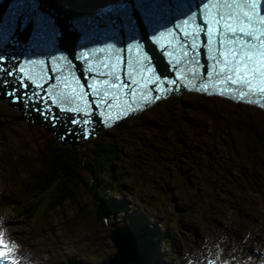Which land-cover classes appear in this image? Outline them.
Segmentation results:
<instances>
[{"label": "rangeland", "instance_id": "374dc122", "mask_svg": "<svg viewBox=\"0 0 264 264\" xmlns=\"http://www.w3.org/2000/svg\"><path fill=\"white\" fill-rule=\"evenodd\" d=\"M67 1L71 5L68 12L79 15L113 0ZM244 107L250 106L195 94L161 101L130 119L122 128L105 130L96 138V142L112 141L122 147L123 155L115 165L123 174L122 182L117 183V186L120 184L118 191L107 190L115 183L110 184V178L102 172L94 195L81 193L77 204H66L63 209L46 215L47 224L55 235L35 227L36 230L31 222L26 226L9 209L2 207L1 197L0 218L11 226L14 238L32 256L43 249L45 264H61V258L74 252L88 260L85 264H110L117 255L112 233L133 236L129 231L133 229L130 212L141 204L145 213H151V208L155 212L161 205L163 213L174 214L181 206L182 219L189 214L182 225H186L192 215L198 221L206 220L204 213L213 209L237 218L240 215L236 207L248 204L257 207L252 211L264 223V147L261 145L264 112ZM92 141L73 148H88ZM57 144L60 145L52 133L27 123L22 113L0 102L1 194L8 199L17 182L23 181L27 185L24 187L27 196L33 195L36 172L41 168L40 153ZM99 168V165L94 167L95 171ZM88 180L92 181L91 177ZM18 189L22 194V189ZM103 200L112 208H104ZM94 203L105 212L103 221L96 217ZM151 218L149 216V220ZM211 226L207 221L205 231L211 232ZM153 228L157 230L158 226ZM219 230L220 235L223 230ZM142 234L144 236L145 232ZM67 235H71L70 241ZM181 235L173 233L169 245L203 250L198 237ZM57 241L63 243L61 248L55 244ZM247 241L251 246L252 239ZM226 242L233 240L226 238L220 243ZM161 245L164 255L166 245Z\"/></svg>", "mask_w": 264, "mask_h": 264}, {"label": "snow or ice", "instance_id": "6c2138e0", "mask_svg": "<svg viewBox=\"0 0 264 264\" xmlns=\"http://www.w3.org/2000/svg\"><path fill=\"white\" fill-rule=\"evenodd\" d=\"M15 5V15L10 16L7 21L0 13V45L38 46L48 38L43 25L50 19L49 15L33 0H15ZM174 9L172 0H117L98 26L113 33H121L125 38L130 37L125 46L117 48L114 43L105 42L102 47L79 54L73 51L71 57H63L73 76L77 71L83 74V79H76V83L80 90L87 91H80L79 98L83 99L86 94L92 96L90 103L99 113L101 108L107 110L112 105V101L118 97V91L135 96L138 86H142L159 96L158 89L162 81H168L174 86L177 80L169 81L168 77L155 74L149 53L151 49H156L162 55L172 56L168 47L178 48L183 57L188 58L186 63L190 65L189 71L193 76L213 78L220 85L237 86L241 99L245 94L264 98V0H188L187 10L180 15H176ZM162 13L170 17L167 23H160ZM163 41H167V46L162 44ZM129 51L139 54L129 59L126 55ZM105 53H116L115 62L110 63L103 55ZM119 53L125 55L120 56ZM209 53L211 61L209 65H204L199 57L202 54L207 59ZM90 54L97 59L94 65L87 63ZM174 63L179 65L181 60L177 59ZM205 67L210 68L211 74L197 71ZM24 71L17 67L14 73L5 66V57L0 54V74L13 77L16 81L11 90H7V79L0 81V87L6 90L5 94L11 96L14 102H23L27 106L32 99L28 96V89L43 86L38 82L33 83L29 75L16 74H23ZM49 71L53 75L48 79L55 80V73L60 68H49ZM146 73L152 75L146 76ZM61 78L65 79L63 76ZM97 78H101L99 86L89 82L96 81ZM208 88L209 85L205 84L204 89ZM227 91L232 92L233 89L228 88ZM17 92L21 95L17 96ZM72 92L74 95L77 89L74 88ZM33 95L36 93L33 92ZM43 99L41 96L36 102H42ZM61 99L71 102L73 97L61 96ZM141 99L148 101L152 97L145 92ZM248 102L254 104L258 100ZM259 102L264 104V99ZM36 110L45 119L55 123L56 117L51 106ZM74 111L82 119L79 122L73 119L72 123H80L83 134L87 136L88 130L83 127L89 123L87 111L82 112L79 107ZM126 111L124 109L117 115H123ZM114 118L110 113L107 114L108 121ZM68 134H71L70 129ZM17 247L5 239L4 233H0V264L3 261H7V264H19V261L12 258Z\"/></svg>", "mask_w": 264, "mask_h": 264}, {"label": "water", "instance_id": "95a60500", "mask_svg": "<svg viewBox=\"0 0 264 264\" xmlns=\"http://www.w3.org/2000/svg\"><path fill=\"white\" fill-rule=\"evenodd\" d=\"M33 2H36L38 4V7L46 12L50 19L46 21L43 25L45 33L47 35V39L43 41L41 44L38 46L36 45H0V54L4 55L5 57V65L7 67H10L9 65L11 63H14L16 66L23 68L25 71L23 74L18 73L19 75H29L33 83H39L43 87H36V88H29L28 89V96L31 97V101L25 106V104L22 102L20 104L19 102H14L13 98L9 95L5 94V89L0 87V102L5 103L6 105L10 106L11 108L19 111L22 113V119L25 120L27 123H32L34 127H41L44 129L45 133H52L50 130H55L56 133L61 130L59 134H64L66 135L58 136L54 135L55 137L59 138L56 139L59 141L60 145L61 143L60 138H62V141H65L68 143L67 146L64 147H70L73 148L75 146H80L82 143L95 138L96 136L99 135V133L102 131H99V128L96 127V125H99V127H103V122H106L105 117H98L97 112L94 108V113H93V119L95 120V124L91 126L90 129L93 130V137H91V133L88 130V135L85 136L83 134L81 124H73V126H69L66 123H64L63 120H61L59 115H57V108L52 109V112L57 115L55 123H53L51 120H47L40 114L39 111L36 109H44L46 105H49L51 103H54L55 105L59 104L58 100V95L61 94L62 92L65 91V96H68V94L73 93L72 90L74 87L77 89L79 88V85L76 83L75 78L81 77V75L75 73V76L71 74L68 70L67 62L64 60V56L67 55L71 57L73 51H76L77 54L82 51H89L90 49H94L97 47H102L105 43V40L102 39L104 35L107 34V41L109 43H115L117 48L125 46L126 38L121 34V33H113L108 29H103L102 27H99L98 25L100 24V20L106 17L107 13H103V15H98V14H89V15H83V16H70L68 14V7L65 6L60 0H33ZM117 2V1H116ZM116 2L110 4L108 7H113L115 6ZM16 5H15V0H13V3H11V0H3L2 3H0V13L3 14L4 19L7 21L10 16L15 15V10H16ZM104 8V7H103ZM100 10H103L100 8ZM90 17V19H89ZM170 18L168 15H164L162 20H169ZM89 20V22H87ZM95 20V21H94ZM72 24V25H71ZM159 27V25H156ZM92 27H97V28H92ZM58 37H62L59 38ZM98 41V42H96ZM108 43V42H107ZM85 45V46H84ZM149 48V47H148ZM151 49V47L149 48ZM172 50H174L172 48ZM132 52V51H129ZM156 49H151V57L153 60L156 62L162 64L163 67H167L169 65V62L167 60L166 54L165 55H159L156 53ZM134 53V52H133ZM125 53H119L120 56H124ZM135 55L137 53H134ZM117 54L114 53L112 56H116ZM133 56V55H131ZM14 58V59H13ZM95 56H91L90 54V59H94ZM16 59H19L20 61H16ZM167 59V60H166ZM43 62L42 64L40 62ZM172 62L171 60H169ZM204 64V61H202ZM46 64H49L51 69H56L57 67L60 68L59 72L55 73L56 79L59 84H63L64 86L61 87L60 89H56V86L52 84V80L48 79L53 73L51 71H48L49 69H46ZM171 64V63H170ZM209 65V62H208ZM78 67V65H77ZM175 67V65H174ZM190 65L186 63L185 71L179 68L177 75L174 76L173 72H176V69H167L165 77L171 78V80H178L181 76H186L189 75L188 68ZM37 68L39 73L37 72ZM187 68V69H186ZM211 73V70L209 68H205L204 72ZM199 71V69H198ZM38 74V75H36ZM82 74V73H81ZM83 75V74H82ZM40 76V78H39ZM65 77V79H62L61 77ZM183 79L180 80V84H177V96H181L183 91H188V92H196V93H201L206 96H220L222 98H225L224 95H220L221 92H224L222 87L228 86V85H220L219 82L216 79L213 78H208L205 79L202 76H198L200 78L199 81L196 82V85L190 86L189 88L183 86L179 88L181 85V82L184 81ZM189 76H192L190 74ZM43 77V79H41ZM2 78H8L11 82L8 83L7 90H11L13 85L15 84L13 77H8L6 75H3ZM0 77V81L2 79ZM45 78V79H44ZM98 81H101V78H97ZM96 80V81H97ZM69 82H73V84H69ZM95 83V81H93ZM207 84L209 85L208 90L204 89V85ZM233 86V85H232ZM185 87V88H184ZM236 88H232L235 92V95H239V90L237 86H234ZM63 88H66L63 91ZM52 90V94L49 95ZM158 90H161L160 87ZM180 90H183L180 92ZM82 91H87L86 89ZM163 91V90H162ZM33 92L36 93V95H33ZM148 95L150 96H157L156 92H151L147 90ZM171 91H169L167 94H169ZM145 92L141 93L140 96L135 97L139 101L137 104L133 106L134 109H127V111L124 113L123 116L120 115L118 116L117 109L115 111V116L117 118H114L116 123L115 125L112 119L111 121H107V127L108 128H113L117 127V125L122 126L124 123H126L129 119L133 118L136 114H140L143 110L150 108L149 106H152L149 101H144L141 99V96H143ZM163 94V92H160ZM77 96H75L76 100L72 99L71 102L65 100V104L68 106L67 112H66V117L68 116L69 119L73 120L75 117L74 110L79 107L82 108L83 102L86 100L90 101L92 100V96L90 95H84L83 99H80L78 95V91L76 92ZM119 94H121L122 98L121 101L122 103H125L126 105L128 104L129 97H131L127 92L120 91ZM21 95L20 92H17V96ZM174 95L173 93H170L169 96ZM43 96L44 99L42 102H36L39 100V98ZM251 98H256V96H251ZM159 96L156 97L155 101L153 102V106L160 100ZM167 99V98H166ZM132 101V98L130 99ZM119 100H113L112 103L118 104ZM239 102V101H238ZM139 103V104H138ZM258 105H255L256 107L263 108V106H260V103H257ZM143 108H141V107ZM36 107V108H35ZM91 105L88 107V114L90 113ZM102 109H100L101 111ZM124 109L122 108V111ZM263 110V109H262ZM99 111V112H100ZM69 112V113H68ZM139 112V113H138ZM115 117L114 115H112ZM59 121V122H58ZM103 121V122H102ZM72 122V121H70ZM72 125V123H71ZM58 126H62L61 129H59ZM85 128V125L83 126ZM89 127V126H88ZM69 129L71 130V134H68ZM84 135V136H83ZM82 136V137H81ZM80 138V140H79ZM111 239L113 240L114 244L116 245V248L118 250L117 256L111 261L110 264H132V262L136 259L137 253H136V244H135V238L133 236H127L124 235L123 233L120 232H113ZM125 239V240H124Z\"/></svg>", "mask_w": 264, "mask_h": 264}, {"label": "trees", "instance_id": "16d2710c", "mask_svg": "<svg viewBox=\"0 0 264 264\" xmlns=\"http://www.w3.org/2000/svg\"><path fill=\"white\" fill-rule=\"evenodd\" d=\"M261 134H264L262 132ZM264 137V136H263ZM261 138V145L264 147V138ZM92 145L84 149L62 147L60 145L46 148L39 156L41 162L39 170L36 172L35 182L36 188L30 198L33 199L31 209L27 211L31 217L35 213H55L63 209L66 204H77L79 195L86 193L94 195L99 188L98 180L102 172L106 173L110 178V183L114 181V188H119L121 177L115 165L119 162V158L123 155L122 147L118 143L112 141L99 142L92 141ZM84 146V145H83ZM261 149V147H259ZM257 154V150H254ZM100 166L95 171V166ZM91 177L92 181H89ZM253 183L250 182L251 186ZM254 188V187H252ZM94 192V193H93ZM95 198L97 196H94ZM96 217L103 221L106 216L102 207L94 203ZM145 235V234H144ZM145 247L139 249V256L145 253Z\"/></svg>", "mask_w": 264, "mask_h": 264}, {"label": "bare ground", "instance_id": "6f19581e", "mask_svg": "<svg viewBox=\"0 0 264 264\" xmlns=\"http://www.w3.org/2000/svg\"><path fill=\"white\" fill-rule=\"evenodd\" d=\"M65 6H67L68 7V9L69 10H71L70 9V4H69V2L67 1V0H60ZM117 0H113V1H111L110 2V4H112V3H114V2H116ZM87 3H89V2H87ZM68 14L70 15V16H73V17H75V16H83V15H89L90 14V12H89V10H86L85 11V13H81V14H79V15H75V14H73L72 12H68ZM187 94H195V95H201V96H204L205 98H218V99H222V100H225L224 98H222V97H220V96H206V95H204V94H201V93H196V92H184V93H182V95L179 97V96H177V95H171V96H169L167 99H165V100H169L170 98H177V99H180L181 97H183V96H185V95H187ZM161 101H163V100H160V101H158L157 103H159V102H161ZM227 101V100H226ZM233 102V101H232ZM1 103H3V102H1ZM157 103L154 105V106H156L157 105ZM234 104H236L235 102H233ZM5 104V103H4ZM154 106H152V107H154ZM241 106H243V105H241ZM10 107V106H9ZM152 107H150V108H152ZM250 107H254L255 109H258V110H260L261 112H264V110H262L261 108H259V107H256V106H250ZM250 107H247V108H250ZM11 108V107H10ZM244 108H246V107H244ZM246 108V109H247ZM148 109V108H147ZM146 110V109H145ZM144 111V110H143ZM142 111V112H143ZM141 112V113H142ZM140 113V114H141ZM137 115H139V114H136L134 117H136ZM133 117V118H134ZM132 119V118H131ZM130 120V119H129ZM128 120V121H129ZM127 121V122H128ZM126 122V123H127ZM30 124H32V123H30ZM125 124V123H124ZM123 124V125H124ZM33 125V124H32ZM123 125L122 126H119V128H122L123 127ZM41 128V127H40ZM113 128H115L116 130H117V128L116 127H113ZM113 128H109V129H113ZM43 129V128H42ZM106 130H108V129H106ZM104 130H102L100 133H102ZM52 135H54V134H52ZM99 136V135H98ZM98 136H96L95 138H92V139H90V140H88V141H86V142H90L91 140H96V138L98 137ZM85 144V142L84 143H82L81 145H84ZM76 147V146H75ZM52 148V147H51ZM106 187V186H105ZM105 187H104V189H105ZM112 188H108L107 190H111ZM107 190L105 189V192H107ZM109 195V194H108ZM0 197L2 198V199H4V200H6V201H8L9 202V199H6V197L4 196V195H2L1 194V192H0ZM104 202H105V204L106 205H104L105 207L104 208H112V206H109L110 204H108L107 203V200H103ZM7 202V203H8ZM234 217H232V219H233ZM218 219H220V220H214V227H212V236H219V233H218V230L219 231H222V230H225V229H228L229 228V226H231L232 224H233V222L234 221H227V219H226V217L225 216H222V217H218ZM247 222V224L248 225H250L251 227H250V231H254V232H256L255 234H260V231H261V224H260V222H257V224L256 225H254L253 226V222L251 221V220H249V221H246ZM219 228V229H218ZM125 231V230H124ZM165 234V233H164ZM163 234V235H164ZM255 234H253V235H255ZM197 235V234H196ZM207 236L208 235H202L199 239H200V241L202 242V243H204V244H209V243H213V245H217L218 243H220L221 242V240L220 239H217V240H215V241H212V238H207ZM161 240L163 239V237L162 238H160ZM125 240V239H124ZM162 246V245H161ZM208 250V249H207ZM256 250V251H255ZM261 251H263L264 252V249H260ZM261 251H258L257 249H254L253 250V252H255L256 253V255H260L261 254ZM165 252H166V249H165ZM22 254H24V252H21ZM145 253V252H144ZM156 254V252H154L153 254H151V253H145L144 255H143V258L145 259H148V260H150V262H153L154 261V255ZM163 256V255H162ZM166 257V256H165ZM171 261H170V263H172V262H175L176 261V258H172L171 257V259H170ZM163 262H165V264H169V263H166V260H164V258H163Z\"/></svg>", "mask_w": 264, "mask_h": 264}]
</instances>
